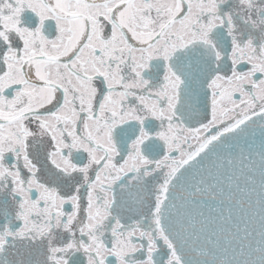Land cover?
I'll return each mask as SVG.
<instances>
[{"label":"snow or ice","instance_id":"1","mask_svg":"<svg viewBox=\"0 0 264 264\" xmlns=\"http://www.w3.org/2000/svg\"><path fill=\"white\" fill-rule=\"evenodd\" d=\"M0 264H264V0H0Z\"/></svg>","mask_w":264,"mask_h":264}]
</instances>
